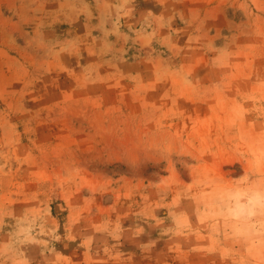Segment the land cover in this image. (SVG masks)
I'll use <instances>...</instances> for the list:
<instances>
[{"label":"rangeland","instance_id":"1","mask_svg":"<svg viewBox=\"0 0 264 264\" xmlns=\"http://www.w3.org/2000/svg\"><path fill=\"white\" fill-rule=\"evenodd\" d=\"M0 264H264V0H0Z\"/></svg>","mask_w":264,"mask_h":264}]
</instances>
